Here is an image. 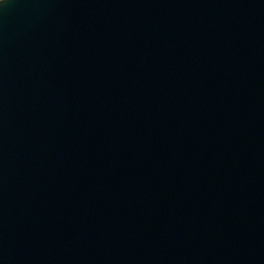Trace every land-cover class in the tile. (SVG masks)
I'll use <instances>...</instances> for the list:
<instances>
[{"label":"water","instance_id":"1","mask_svg":"<svg viewBox=\"0 0 264 264\" xmlns=\"http://www.w3.org/2000/svg\"><path fill=\"white\" fill-rule=\"evenodd\" d=\"M0 264H264V0H0Z\"/></svg>","mask_w":264,"mask_h":264}]
</instances>
